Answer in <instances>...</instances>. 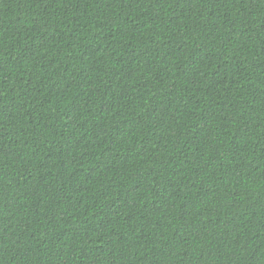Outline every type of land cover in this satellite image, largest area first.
Listing matches in <instances>:
<instances>
[{
    "label": "trees",
    "instance_id": "1",
    "mask_svg": "<svg viewBox=\"0 0 264 264\" xmlns=\"http://www.w3.org/2000/svg\"><path fill=\"white\" fill-rule=\"evenodd\" d=\"M0 264H264V0H0Z\"/></svg>",
    "mask_w": 264,
    "mask_h": 264
}]
</instances>
